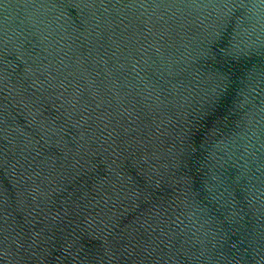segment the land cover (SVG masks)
Returning <instances> with one entry per match:
<instances>
[{
	"label": "water",
	"instance_id": "95a60500",
	"mask_svg": "<svg viewBox=\"0 0 264 264\" xmlns=\"http://www.w3.org/2000/svg\"><path fill=\"white\" fill-rule=\"evenodd\" d=\"M0 264H264V0H0Z\"/></svg>",
	"mask_w": 264,
	"mask_h": 264
}]
</instances>
